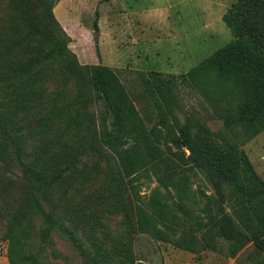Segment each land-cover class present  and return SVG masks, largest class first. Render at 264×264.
I'll use <instances>...</instances> for the list:
<instances>
[{
  "label": "trees",
  "instance_id": "1",
  "mask_svg": "<svg viewBox=\"0 0 264 264\" xmlns=\"http://www.w3.org/2000/svg\"><path fill=\"white\" fill-rule=\"evenodd\" d=\"M57 1L0 0V218L8 260L51 264L45 250L57 235L79 264H123L128 242L119 251L105 247L97 236L103 218L119 215L129 242L137 232L171 240L176 215L159 199L160 189L178 196L174 204L191 216L182 200L197 171L223 176L232 170L210 156L213 147L188 123L173 125L160 115L146 125L112 68L79 64L53 13ZM221 20L231 40L186 76L204 97L235 105L226 121L254 123L256 132L264 128V0H236ZM152 76L162 88L158 73ZM93 155L107 158L103 175L82 169ZM243 167L249 181L258 180L248 160ZM144 179L157 183L149 205L139 195ZM206 214L208 234L228 227L236 244L251 239L263 249L256 226L249 237L209 203ZM33 237L43 259L30 250Z\"/></svg>",
  "mask_w": 264,
  "mask_h": 264
},
{
  "label": "rangeland",
  "instance_id": "2",
  "mask_svg": "<svg viewBox=\"0 0 264 264\" xmlns=\"http://www.w3.org/2000/svg\"><path fill=\"white\" fill-rule=\"evenodd\" d=\"M234 1L58 0L53 6L56 19L69 36L67 47L79 64L100 63L112 68L146 125L154 124L160 115L173 125L188 123L199 141L207 140L213 147L210 156L218 155L232 170L223 176L207 168L197 171L190 181L189 198L182 200L191 216L174 204L178 196L160 189L159 199L171 204L176 215L170 239L179 244L142 232L135 233L129 242L119 215L110 213L103 218L97 236L105 247L116 246L119 251L128 242L130 251L127 257L121 256L123 264H264V247L255 246L251 239L236 244L228 227L212 234L204 228L209 203L213 213L228 215L243 234L250 237L252 226H256L264 236V128L253 132L257 128L254 123L226 121L235 105L204 97L186 76L231 40L221 15ZM154 72L165 83L160 89L152 82ZM185 153L189 151L185 149ZM244 159L258 180H248ZM81 164L85 172L103 175L108 161L93 155ZM156 185L154 179L143 180L139 195L144 204L149 205ZM4 229L0 218V264H10ZM235 245L239 247L233 254ZM30 250L43 259L34 237ZM44 258L51 264L81 263L57 235L47 245Z\"/></svg>",
  "mask_w": 264,
  "mask_h": 264
},
{
  "label": "crops",
  "instance_id": "3",
  "mask_svg": "<svg viewBox=\"0 0 264 264\" xmlns=\"http://www.w3.org/2000/svg\"><path fill=\"white\" fill-rule=\"evenodd\" d=\"M226 9H227V8H226ZM226 9H225V10H226ZM224 12H225V11H224ZM224 12H223V13H224ZM223 13H222V14H223ZM221 16H222V15H221Z\"/></svg>",
  "mask_w": 264,
  "mask_h": 264
},
{
  "label": "water",
  "instance_id": "4",
  "mask_svg": "<svg viewBox=\"0 0 264 264\" xmlns=\"http://www.w3.org/2000/svg\"><path fill=\"white\" fill-rule=\"evenodd\" d=\"M97 35V33H95Z\"/></svg>",
  "mask_w": 264,
  "mask_h": 264
}]
</instances>
